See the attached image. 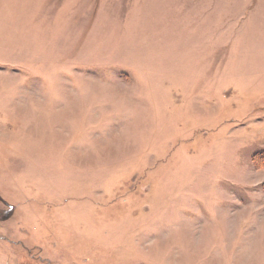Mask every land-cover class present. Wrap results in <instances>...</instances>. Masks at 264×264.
Segmentation results:
<instances>
[{
    "label": "rangeland",
    "instance_id": "rangeland-1",
    "mask_svg": "<svg viewBox=\"0 0 264 264\" xmlns=\"http://www.w3.org/2000/svg\"><path fill=\"white\" fill-rule=\"evenodd\" d=\"M260 158L264 0H0V264H264Z\"/></svg>",
    "mask_w": 264,
    "mask_h": 264
},
{
    "label": "trees",
    "instance_id": "trees-1",
    "mask_svg": "<svg viewBox=\"0 0 264 264\" xmlns=\"http://www.w3.org/2000/svg\"><path fill=\"white\" fill-rule=\"evenodd\" d=\"M261 158H263V157H261ZM261 158H260V161H262L264 163V159H261Z\"/></svg>",
    "mask_w": 264,
    "mask_h": 264
}]
</instances>
